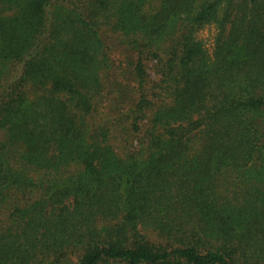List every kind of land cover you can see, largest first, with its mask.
Listing matches in <instances>:
<instances>
[{"label": "trees", "instance_id": "1", "mask_svg": "<svg viewBox=\"0 0 264 264\" xmlns=\"http://www.w3.org/2000/svg\"><path fill=\"white\" fill-rule=\"evenodd\" d=\"M0 264H264V0H0Z\"/></svg>", "mask_w": 264, "mask_h": 264}, {"label": "rangeland", "instance_id": "2", "mask_svg": "<svg viewBox=\"0 0 264 264\" xmlns=\"http://www.w3.org/2000/svg\"><path fill=\"white\" fill-rule=\"evenodd\" d=\"M216 35H217V30L215 26H207L204 29H202L201 31H199L197 33V38L205 45V47L207 48V50L212 53L215 47V40H216ZM116 40V36L113 35L112 41ZM116 44V43H115ZM118 46V44H116ZM119 48V46H118ZM154 62H149L147 64V70L148 72L151 74L152 78L154 80L158 79V76H156L155 74V70H154ZM152 238H156V236L152 235Z\"/></svg>", "mask_w": 264, "mask_h": 264}]
</instances>
